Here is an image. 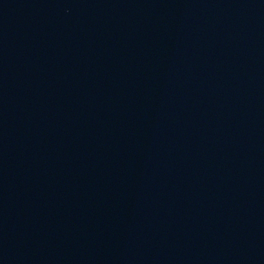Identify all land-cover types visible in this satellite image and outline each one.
I'll return each mask as SVG.
<instances>
[{
    "label": "water",
    "instance_id": "1",
    "mask_svg": "<svg viewBox=\"0 0 264 264\" xmlns=\"http://www.w3.org/2000/svg\"><path fill=\"white\" fill-rule=\"evenodd\" d=\"M0 264H264V0H0Z\"/></svg>",
    "mask_w": 264,
    "mask_h": 264
}]
</instances>
